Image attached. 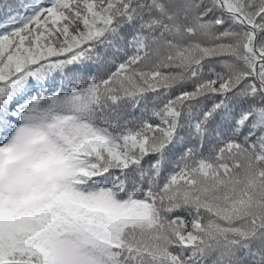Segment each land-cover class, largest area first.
<instances>
[{
    "label": "snow or ice",
    "instance_id": "6c2138e0",
    "mask_svg": "<svg viewBox=\"0 0 264 264\" xmlns=\"http://www.w3.org/2000/svg\"><path fill=\"white\" fill-rule=\"evenodd\" d=\"M0 264H264V0H0Z\"/></svg>",
    "mask_w": 264,
    "mask_h": 264
}]
</instances>
